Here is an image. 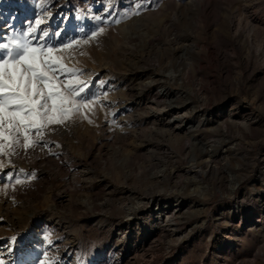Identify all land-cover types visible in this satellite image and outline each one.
<instances>
[{
    "label": "rangeland",
    "instance_id": "374dc122",
    "mask_svg": "<svg viewBox=\"0 0 264 264\" xmlns=\"http://www.w3.org/2000/svg\"><path fill=\"white\" fill-rule=\"evenodd\" d=\"M0 8V59L51 49L37 88L70 101L5 108L0 264H264V0Z\"/></svg>",
    "mask_w": 264,
    "mask_h": 264
},
{
    "label": "snow or ice",
    "instance_id": "6c2138e0",
    "mask_svg": "<svg viewBox=\"0 0 264 264\" xmlns=\"http://www.w3.org/2000/svg\"><path fill=\"white\" fill-rule=\"evenodd\" d=\"M37 30L36 27L29 28L30 33H35ZM44 35H47V33H44ZM10 43L18 51L15 54L12 52L7 53L8 60L0 59V69L8 67L13 69L8 73L7 79H5L3 73H0V121L6 114L18 118L20 123H25L24 117L21 116L19 111L5 113L6 107L15 106L26 110L33 118H36L40 115H46L48 111L55 110L57 96H59L61 105L69 103L70 101L62 95L54 94L50 84L46 94L37 88L38 83H47L51 79L48 72L44 71L45 68L53 72L57 70L53 66L56 61L51 58L52 50H45L39 46L33 47L29 41L21 43L19 39H13ZM0 48L8 49L9 44H0ZM37 95L41 96L43 103L40 100L33 99ZM48 100L53 101V108L51 109L47 107ZM37 105L43 109V113L38 111ZM61 110L67 111L64 108H61ZM49 122L62 121H54L49 118Z\"/></svg>",
    "mask_w": 264,
    "mask_h": 264
},
{
    "label": "bare ground",
    "instance_id": "6f19581e",
    "mask_svg": "<svg viewBox=\"0 0 264 264\" xmlns=\"http://www.w3.org/2000/svg\"><path fill=\"white\" fill-rule=\"evenodd\" d=\"M7 10H5L4 8H0V19H4L6 17V12ZM161 95L163 96H167L169 94V92L167 91H161L160 92ZM178 118L177 116H174L173 119ZM175 206V208H172V206ZM186 205L185 202L183 201H178L177 203L174 204V202L169 201L167 202L166 206H164V208H160L159 211L156 212V226L157 227H161L164 230L169 229L170 227H172V223L175 220V215L177 212H180L182 208H184ZM139 207H133L130 206L128 208V213L129 215H132Z\"/></svg>",
    "mask_w": 264,
    "mask_h": 264
}]
</instances>
